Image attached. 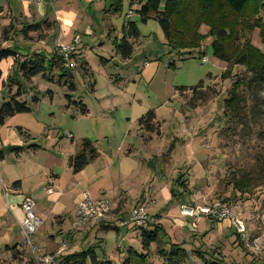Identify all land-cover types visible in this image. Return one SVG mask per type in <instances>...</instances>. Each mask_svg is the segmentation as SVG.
Here are the masks:
<instances>
[{"label": "rangeland", "instance_id": "1", "mask_svg": "<svg viewBox=\"0 0 264 264\" xmlns=\"http://www.w3.org/2000/svg\"><path fill=\"white\" fill-rule=\"evenodd\" d=\"M27 1L34 0H6L16 13H27ZM111 2H106L107 8ZM32 7L36 9V6H31L30 10ZM128 7L124 1L122 15L117 16V21H112L114 24L118 26L122 22ZM45 8L49 13L50 9ZM9 15V12L4 13V17L0 14V53H12L0 63V108L21 93V97L17 96L19 102L25 103L31 112L8 120L2 130L3 139L7 138L9 130L23 127L31 138L19 134L21 138L26 142L32 140L34 145L57 156L54 160L57 167H60L59 160L68 165L69 160L80 152L81 142L86 137L105 159L118 163L120 156L121 161L132 162L135 173L129 176V181L135 188L130 191V182L124 184L130 194L126 211H130L137 203L136 198L143 195V205L149 202L148 206L144 205L149 215L154 218L153 214L159 213L164 219L161 244L152 245L149 264H162L158 251L162 248L170 250V246L176 244L188 252L189 262L186 264L211 261L243 264L247 253L259 256L264 264V167L260 168L262 162L252 163L255 156L264 159V142L258 139L259 133L264 132V108H260L258 124L251 121L250 126L242 129L238 118L227 115L225 107L236 75H242L243 69L233 68L232 77L222 79L225 69L222 68V72L216 70L219 65L212 56L208 39L204 43L207 44L204 58L208 57V63L202 62L198 52H193L196 58L182 61L181 55L171 51L158 22L142 24L134 13L132 21L138 23L141 35L135 43L131 63L125 65V61L116 59L112 48L113 35L111 40H103L106 44L104 50L100 40L85 38L77 51L76 68L71 70V83L76 88L71 92L59 83L61 73L57 71L52 73L48 70L47 79L43 74L33 78L24 76L21 70L23 63L35 54L51 57L53 47H39L40 35L28 29L29 25L37 23ZM102 16L92 20L97 33L107 28ZM47 18L39 23L43 29ZM261 18L264 21V15ZM242 34L243 41L250 39L254 47L264 53L260 30ZM67 42L70 41L61 43ZM145 61L148 65L143 67ZM174 63L175 67H171ZM83 64H88L86 70L81 68ZM209 72L215 77L207 78ZM201 82H204L203 89L198 91L199 94H192L190 89L197 88ZM181 88L187 89L186 95L180 94L178 89ZM68 95L73 102H84L91 116L82 118L78 107L69 103ZM35 99L38 103L34 102ZM150 111L157 114L162 134L160 137L153 135L152 140L146 142L144 140L149 136L139 128L135 119ZM67 133H72L74 138L70 139ZM130 148L135 151L132 157ZM259 168L263 171L260 174ZM128 169L124 164V173ZM250 170L256 178L250 193L242 196L234 193L228 183L233 172L243 176ZM237 194L240 197L234 199L232 195ZM231 197L226 203L234 208L248 227L245 241L230 221L218 222L208 218L198 221L197 217L181 213L182 205L196 209ZM121 211L120 207L118 210L114 207L106 221L85 229H73L72 226L74 231L81 232L75 234L73 244L65 240L70 246L67 254L93 249L100 261L106 259L112 264H124L129 251L142 253L141 230L133 226L119 227L121 220L116 221L114 217L120 218ZM205 220L212 221L213 228L207 227ZM114 223L118 230L113 229ZM218 224L224 226L218 227ZM206 227L209 232L200 233ZM219 228H223V234ZM182 241L186 243L182 244ZM2 249L5 250L4 247ZM21 255L23 259L18 264H34L29 251ZM0 264L17 263L1 251Z\"/></svg>", "mask_w": 264, "mask_h": 264}, {"label": "trees", "instance_id": "2", "mask_svg": "<svg viewBox=\"0 0 264 264\" xmlns=\"http://www.w3.org/2000/svg\"><path fill=\"white\" fill-rule=\"evenodd\" d=\"M113 1L114 7L116 6L115 11L122 12L123 0ZM2 13L3 6L0 0V14ZM136 13L142 24H147L149 21L158 22L171 51L179 54V56L181 55L182 61L196 58L193 52H198L199 58H204L207 49V44H204L205 40L211 39L209 47L213 58L225 64V72L222 75V79H230L233 68L244 70L242 75H236L237 78L230 89L229 98L225 101L227 115L230 114L231 117L238 118V125L242 126V129L250 126L251 121L254 124H258L260 108H264V53L254 47L250 39L243 41L242 33L244 31L251 33L255 30H260L264 45V21L261 20V16L264 15V0H147L144 4L141 2V8ZM203 26L209 29L207 34H202L201 28ZM38 28V26L28 27L32 31H37ZM139 38L140 33L137 24L135 22H127L123 28V38L115 44L116 54L123 61L130 60L134 55L135 43ZM11 55L12 53L9 51L1 52L0 63L1 60L7 59ZM51 55L50 59L41 54H35L30 57L29 61H25L21 66L24 76L33 78L43 74L44 78L47 79L46 72L48 70L52 71V73L57 71L61 73L58 78L59 83L67 86L71 92H75L76 88L71 83L73 79L72 71L65 67V62L55 51ZM170 66L175 67V63ZM86 67L88 68V64L81 65V68L85 70ZM1 77L2 72L0 70ZM203 85L204 82H201L197 88L190 89V92L194 95L196 93L199 94L198 91L203 89ZM178 91L184 96L187 89L181 88ZM17 96L21 97V93L13 96L8 103L0 108V128L4 126L8 119L31 112L25 103L19 102V97ZM67 99L70 104L78 107L82 116L89 114V110L83 102H73L70 95L67 96ZM34 102L38 103V99H35ZM194 106L196 105L194 104ZM138 126L148 134L149 137L144 140L146 142L151 141L153 135L160 137L162 134V124L158 121L157 114L154 111L142 116L138 120ZM17 130L21 136H29L21 128ZM258 139L264 142V132L259 133ZM98 155L95 145L90 140L84 139L80 145V152L69 160V167L74 174H78L95 161ZM2 157L3 154L0 152V159ZM261 162L263 165L261 164L260 168L264 167V159H261V156L259 158L255 156L252 160L254 165ZM251 170L249 174L243 176H237L233 172L232 180L228 183L232 185L234 193H239L241 196L250 193V187L256 180ZM262 172L260 169L259 174ZM17 185L19 183L14 184V186ZM239 194L232 196L236 199L240 197ZM231 199L232 197L221 199L219 202L227 207H232L229 203H226ZM114 228L118 230L115 225H113ZM139 230H141L143 251L142 253L133 250L129 251L124 264H149V252L152 245L160 246L161 244V237L164 234L161 226L154 225L150 228ZM238 244L241 246L239 242ZM170 247V250L162 248L158 251L163 261L162 264H186V262H189L188 252L182 248V245L176 244ZM13 250H17L20 255L22 254L18 251V247H14ZM198 254H201V252H198ZM89 262L92 264H112L106 259L98 260L93 249L69 254L63 259L64 264H88ZM206 264L220 263L211 261Z\"/></svg>", "mask_w": 264, "mask_h": 264}, {"label": "crops", "instance_id": "3", "mask_svg": "<svg viewBox=\"0 0 264 264\" xmlns=\"http://www.w3.org/2000/svg\"><path fill=\"white\" fill-rule=\"evenodd\" d=\"M105 1L107 2L108 0H34L27 1V13H20L17 10L16 13L12 9L11 4H8L6 0H1L3 6V13L1 15L4 17V13L9 12V16L14 19L21 16L37 23L29 26L39 27L37 31L33 30V33L40 35L37 42L40 48L53 47L52 52H54L57 44L71 41L75 36H81L82 43L85 38H90L92 41L100 40L102 44L101 49L104 50L106 44L103 40L105 38H107L106 40H111V36L113 35L115 39L112 42V48H115V44L123 38L125 24L129 21L133 22L134 13L140 10L141 2L144 4L147 0H123V2L127 1L129 11L122 22H119V27L112 21H117V16L122 15L123 6L122 12L119 13L115 11L116 6L114 7L113 0L108 8ZM46 3L47 5L44 6ZM31 6H36V9L32 7V10H30ZM45 7L50 9L49 13ZM100 12H103V16ZM97 16L104 18L103 20L107 27L104 31L101 30L98 33L92 27V20ZM46 18V26L43 29L39 23ZM135 23L140 33L138 23ZM208 31L209 29L205 26L201 28L202 34H207ZM208 41L210 43L211 39H208ZM50 42L52 43L50 44ZM114 55L116 59H121L116 52ZM75 57L77 61V53ZM206 59V62L203 60L202 62L208 63V57ZM103 61L106 62V60ZM125 62V65L131 63L130 60ZM217 63L219 68L216 70L222 72V68L225 69V64L219 61ZM142 66L146 67L144 63ZM211 75L213 74L209 72L207 78ZM213 76L215 77V75ZM89 116H91L90 111L87 116H82V118H88ZM140 118L137 117L135 120L137 121ZM6 122L0 128V152L3 154V157L0 159V183L2 185L0 188V252L3 251L13 263L18 264V262H21L20 259H23L22 255L13 249L14 247H18L23 239L21 231V223L23 221L21 204L26 197L33 198L36 203L37 214L45 221L43 227L34 238L37 246L45 254L58 251L62 241L66 240L70 244L76 241L75 234L81 231H74L72 226L76 218L77 204L85 192L93 199L111 200L116 210L120 207L122 209L119 213L121 217H114L116 221L127 218L130 212L126 211V206L130 198L129 190L132 191L135 188L133 183L129 181V176L135 173V167L132 162L125 163L121 161L122 158L119 156L117 163L112 159H105L98 152L99 155L95 161L85 167L80 173L74 174L69 167V162L67 165L63 160H59L60 167H57L54 165V160L58 158L57 156L47 152L38 145H34L32 140L26 142L21 138L17 130H9L7 138L3 139L2 130L7 125ZM130 123L132 124V122ZM21 129L24 131L23 127ZM26 133L30 139L31 135L28 132ZM66 136L70 139L74 138L72 133H67ZM84 139L88 138L86 137ZM72 143H74V140H72ZM129 153L131 157L135 154L133 148H130ZM124 164H127L129 168L126 173L123 170ZM126 181L130 182L128 185L129 190H126L127 187L124 185ZM15 183H19V185L14 186ZM33 184L35 186H32ZM108 195L111 197H108ZM143 200V195L138 196L136 198L137 203L134 207L138 204L142 205L144 203ZM147 204L144 205L148 206ZM153 215L158 222L157 225L161 223L160 226L162 227L164 223L163 216L159 213ZM205 221L207 227L213 228L212 221ZM226 224L229 227V224ZM113 225L117 227L116 223ZM219 225L221 227L224 226L223 224H218V227H220ZM207 227L200 233H206L208 231ZM219 230L223 234V228H219ZM185 241L181 243H186ZM27 254L29 255V253ZM245 255L244 259L246 262L243 264H263L262 258L259 259V256L248 253Z\"/></svg>", "mask_w": 264, "mask_h": 264}, {"label": "built area", "instance_id": "4", "mask_svg": "<svg viewBox=\"0 0 264 264\" xmlns=\"http://www.w3.org/2000/svg\"><path fill=\"white\" fill-rule=\"evenodd\" d=\"M81 44L82 37L75 36L70 42L56 45L55 52L63 59L66 68L70 70L75 68L74 57ZM203 61L206 62L207 59L203 58ZM147 65L148 63L144 62V66ZM113 208L114 203L111 200L93 199L88 193H84L78 202L73 229H85L90 225L103 223ZM21 210L23 213V221L21 223L23 239L18 246V251L20 253L29 251L33 257L34 264H64L63 259L70 247L66 241L63 242L58 251L51 254L43 253L35 243V235L43 227L45 221L37 214L36 203L33 198L26 197L21 204ZM181 213L191 218L197 217L198 221L201 218H208L218 222L230 221L243 241L248 238V227L243 218L235 213L233 207H227L220 202L205 204L196 209L182 206ZM118 223L121 228L133 226L137 229L150 228L158 224L155 217L153 218L149 215L144 205L134 207L128 213L127 218Z\"/></svg>", "mask_w": 264, "mask_h": 264}]
</instances>
